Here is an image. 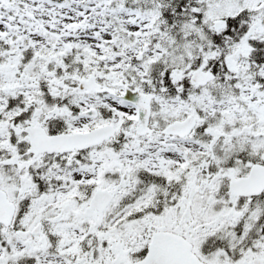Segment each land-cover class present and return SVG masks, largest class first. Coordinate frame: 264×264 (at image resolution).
I'll use <instances>...</instances> for the list:
<instances>
[{
    "label": "snow or ice",
    "instance_id": "snow-or-ice-1",
    "mask_svg": "<svg viewBox=\"0 0 264 264\" xmlns=\"http://www.w3.org/2000/svg\"><path fill=\"white\" fill-rule=\"evenodd\" d=\"M0 264H264V0H0Z\"/></svg>",
    "mask_w": 264,
    "mask_h": 264
}]
</instances>
